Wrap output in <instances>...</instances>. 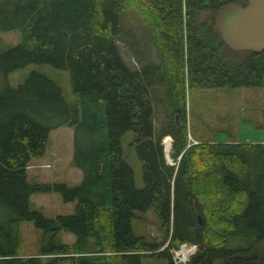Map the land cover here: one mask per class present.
<instances>
[{"label": "trees", "instance_id": "16d2710c", "mask_svg": "<svg viewBox=\"0 0 264 264\" xmlns=\"http://www.w3.org/2000/svg\"><path fill=\"white\" fill-rule=\"evenodd\" d=\"M229 1L247 0L0 1V31L22 35L0 48V73L29 62L67 67L76 95L66 101L57 82L36 70L16 87H0V264H140L151 256L173 264L168 249L182 242L197 245L186 264H264V142L220 141L216 130L206 137L186 121V88L264 86V50L230 49L217 30V9ZM128 8L148 23L159 56L138 70L123 62L114 37ZM156 85H164V120L154 134ZM59 125L73 127L81 182L29 184L25 165L44 155ZM125 130L133 132L140 188L123 160ZM188 130L197 143H189ZM169 136L172 165L162 143ZM49 191L75 200V211L45 218L30 210L31 194ZM150 206L161 243L130 227L133 213ZM22 220L42 230L36 253L19 254ZM60 229L74 234L73 243L59 240ZM230 235L246 246L225 248Z\"/></svg>", "mask_w": 264, "mask_h": 264}, {"label": "rangeland", "instance_id": "374dc122", "mask_svg": "<svg viewBox=\"0 0 264 264\" xmlns=\"http://www.w3.org/2000/svg\"><path fill=\"white\" fill-rule=\"evenodd\" d=\"M3 1V0H0ZM208 16L207 11H203L199 18ZM120 23L122 24L119 32L116 33L115 39L117 47L122 56L123 62L132 69H141L147 63H158V54L152 43L149 25L142 21L132 8L125 9L120 14ZM21 33L19 29L13 31H0V48H11L20 43ZM31 70L43 72L48 78L55 80L62 90L65 100L76 98L72 89L70 70L66 67H53L47 62L35 63L29 62L25 67L16 69L8 73H0V87L9 84L11 87L16 85L29 74ZM150 97L152 99V110L154 111V134L162 128L164 120L163 98L164 85L150 87ZM185 110L187 119H190L196 128L207 137L210 128L216 130L217 139L222 141L232 138L234 141L264 142V126L257 127V123L264 121V86H248L220 88L210 87L207 89L186 88ZM257 122V123H255ZM256 126V127H255ZM133 132L125 130L120 135L121 151L123 160L132 168L134 176V187L140 188L143 185L141 175L142 167L139 161L135 144L133 142ZM190 144L197 141L187 132ZM73 127L59 125L50 130L47 137V146L42 157H35L30 160L29 164L50 160V164L45 167L32 166L26 171L25 179L29 184L46 182H65L69 187L81 182V170L72 164L73 149ZM164 146V145H163ZM165 148V147H164ZM41 158V159H40ZM28 206L30 210L38 209L42 216L54 217L60 214H71L76 209L75 200L71 202L63 201L60 194L49 191L46 193L33 192L29 197ZM153 207L146 210H136L131 219L130 227L134 235H142L147 242H163V232L157 225V218L153 213ZM20 237L19 254L38 252L39 239H41L42 230L34 226L32 221L22 220L17 227ZM59 240L68 242L73 240L74 234L60 229L58 233ZM69 239V240H68ZM163 245L157 250H161ZM247 240L242 237L230 235L227 237L224 247L246 246ZM169 251V249H168ZM140 264H167L165 257H143ZM221 264V262L219 263ZM223 264V263H222Z\"/></svg>", "mask_w": 264, "mask_h": 264}, {"label": "water", "instance_id": "95a60500", "mask_svg": "<svg viewBox=\"0 0 264 264\" xmlns=\"http://www.w3.org/2000/svg\"><path fill=\"white\" fill-rule=\"evenodd\" d=\"M214 20L225 45L230 49L264 50V0H247L243 4L229 1L219 6ZM164 150L166 162L174 164ZM224 264H229V261L224 260Z\"/></svg>", "mask_w": 264, "mask_h": 264}, {"label": "built area", "instance_id": "2783aa9c", "mask_svg": "<svg viewBox=\"0 0 264 264\" xmlns=\"http://www.w3.org/2000/svg\"><path fill=\"white\" fill-rule=\"evenodd\" d=\"M195 243H181L172 250L175 264H186L190 256L197 251Z\"/></svg>", "mask_w": 264, "mask_h": 264}, {"label": "bare ground", "instance_id": "6f19581e", "mask_svg": "<svg viewBox=\"0 0 264 264\" xmlns=\"http://www.w3.org/2000/svg\"><path fill=\"white\" fill-rule=\"evenodd\" d=\"M169 137H170V136H169ZM170 140H171V138L169 139V138H167V137H166V138H163V140H162V141H163V145H164V147H165L164 149H166V153H168V155L170 154V150H171V149H170V146H171V142H172V141H170ZM169 158H170V156H169ZM183 243H188V242H182V244H183ZM189 243H190V242H189ZM195 245H196V244H195ZM164 246H166V244H165ZM196 247H197V246H196ZM162 249H163V248H162ZM173 249H175V248H170L169 251H170V253H171V259H172V262H173V264H175L174 261H173V260H174V258H173V252H172Z\"/></svg>", "mask_w": 264, "mask_h": 264}, {"label": "crops", "instance_id": "0c3cea01", "mask_svg": "<svg viewBox=\"0 0 264 264\" xmlns=\"http://www.w3.org/2000/svg\"><path fill=\"white\" fill-rule=\"evenodd\" d=\"M45 150V149H44ZM35 158V157H34ZM41 159V158H40ZM32 160V159H31ZM30 162V161H29ZM50 162V160H44V161H41V162H39V161H37L36 163H32V164H29V163H27V165H25V168H26V171L27 170H29V169H31L32 168V166H39V167H45V166H48V164H50L49 163ZM82 179V178H81ZM75 237V236H74ZM74 237H73V240H69L68 242H70V243H68V244H71V243H73V241H74Z\"/></svg>", "mask_w": 264, "mask_h": 264}]
</instances>
